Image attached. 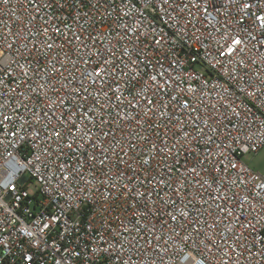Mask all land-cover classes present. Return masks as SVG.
<instances>
[{
  "label": "built area",
  "instance_id": "obj_1",
  "mask_svg": "<svg viewBox=\"0 0 264 264\" xmlns=\"http://www.w3.org/2000/svg\"><path fill=\"white\" fill-rule=\"evenodd\" d=\"M263 147L264 0H0V264H264Z\"/></svg>",
  "mask_w": 264,
  "mask_h": 264
},
{
  "label": "rangeland",
  "instance_id": "obj_2",
  "mask_svg": "<svg viewBox=\"0 0 264 264\" xmlns=\"http://www.w3.org/2000/svg\"><path fill=\"white\" fill-rule=\"evenodd\" d=\"M247 161L252 168L264 174V147L258 153L249 155Z\"/></svg>",
  "mask_w": 264,
  "mask_h": 264
},
{
  "label": "snow or ice",
  "instance_id": "obj_3",
  "mask_svg": "<svg viewBox=\"0 0 264 264\" xmlns=\"http://www.w3.org/2000/svg\"><path fill=\"white\" fill-rule=\"evenodd\" d=\"M97 75H99V73H97Z\"/></svg>",
  "mask_w": 264,
  "mask_h": 264
}]
</instances>
